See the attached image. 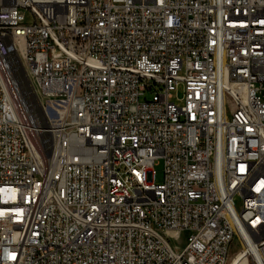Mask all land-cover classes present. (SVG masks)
<instances>
[{
    "label": "built area",
    "instance_id": "built-area-1",
    "mask_svg": "<svg viewBox=\"0 0 264 264\" xmlns=\"http://www.w3.org/2000/svg\"><path fill=\"white\" fill-rule=\"evenodd\" d=\"M262 196L264 0H0V264H264Z\"/></svg>",
    "mask_w": 264,
    "mask_h": 264
},
{
    "label": "rangeland",
    "instance_id": "rangeland-1",
    "mask_svg": "<svg viewBox=\"0 0 264 264\" xmlns=\"http://www.w3.org/2000/svg\"><path fill=\"white\" fill-rule=\"evenodd\" d=\"M140 101L141 102L143 101V97L140 98ZM154 170H155V182L161 183L162 182V179H163L162 164L159 162L154 167ZM186 237H187V233H181L180 234V237H179V240H178V243H180V245H179L180 248L185 244ZM238 249H239V247L237 246V244H233L231 246V249H230V252H229L230 257L233 256V254Z\"/></svg>",
    "mask_w": 264,
    "mask_h": 264
},
{
    "label": "bare ground",
    "instance_id": "bare-ground-1",
    "mask_svg": "<svg viewBox=\"0 0 264 264\" xmlns=\"http://www.w3.org/2000/svg\"><path fill=\"white\" fill-rule=\"evenodd\" d=\"M262 209H264V196H262ZM239 253L237 256H232L228 262V264H244L245 261L243 259V256Z\"/></svg>",
    "mask_w": 264,
    "mask_h": 264
}]
</instances>
